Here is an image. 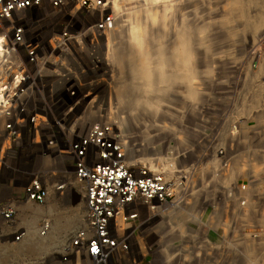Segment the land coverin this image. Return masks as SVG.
Wrapping results in <instances>:
<instances>
[{
	"label": "rangeland",
	"instance_id": "obj_1",
	"mask_svg": "<svg viewBox=\"0 0 264 264\" xmlns=\"http://www.w3.org/2000/svg\"><path fill=\"white\" fill-rule=\"evenodd\" d=\"M109 1L111 120L134 157L184 183L176 200L188 219L176 264H264V166L252 169L264 157V57L255 56L264 0ZM17 206L16 228L27 234L1 248L0 264H60L82 211ZM226 218L232 228L221 243ZM166 261L160 253L152 264Z\"/></svg>",
	"mask_w": 264,
	"mask_h": 264
},
{
	"label": "built area",
	"instance_id": "obj_2",
	"mask_svg": "<svg viewBox=\"0 0 264 264\" xmlns=\"http://www.w3.org/2000/svg\"><path fill=\"white\" fill-rule=\"evenodd\" d=\"M114 20L109 0H0V257L27 234L16 228L17 202L45 204L78 184L83 224L60 264L162 255L164 220L184 183L133 158L111 120ZM50 228L45 220L41 234Z\"/></svg>",
	"mask_w": 264,
	"mask_h": 264
},
{
	"label": "crops",
	"instance_id": "obj_3",
	"mask_svg": "<svg viewBox=\"0 0 264 264\" xmlns=\"http://www.w3.org/2000/svg\"><path fill=\"white\" fill-rule=\"evenodd\" d=\"M112 33L113 32H111V34ZM127 146H128V144H127ZM130 152H131V156L134 158V149L131 148ZM148 153L150 155H157V154H160V151L156 152V151H153V149H149ZM255 163H257L256 159L253 160V162H252V166H253L252 169H254V170L256 168ZM257 164L259 165V168H258V170H259L263 165L260 163H257ZM46 203H47V207L49 208V210L51 212L57 211L59 203H64L65 205L72 204L73 206L78 207L77 210L79 211V213H80V211H82V213H83V214L80 213L79 220H81V218L84 216V213H85V199H84L83 191L81 190L80 187H76V190L73 192L66 191L65 193H59V192L53 190L50 192ZM80 205H81V207H79ZM167 212H168L167 217L169 219L164 221V227H165V229L169 228V230H167L165 232V236H164L165 241L163 242L164 247L161 251H162V256H164L167 260L166 264H176L177 263V260H176L177 256H179L181 254V251H182V253L184 252L183 243L185 241L182 240V237L183 238L185 237V236H183V233L185 231L184 227H185V224L187 223L188 214L183 208H181L180 205H175L174 208L169 209ZM252 218L255 220L257 218V216L256 217L252 216ZM258 220L263 222L264 219H263V217H260V218H258ZM82 221H83V218H82ZM230 224H231L230 220L226 218V224H225L226 227L221 228L222 234H221V236L218 237L222 241L221 243H223L225 241V237L227 234V228L231 227ZM217 229H214L213 231L216 232ZM60 237L61 236L58 237V235L53 236V239L56 240ZM15 244L16 243H5L3 246L6 247L8 245H15ZM3 246L1 248H4ZM181 247H182V249L180 250ZM209 250H210V248H208L206 251L209 253ZM222 257H224V256L221 255L220 258H222ZM0 263H1V261H0ZM221 264H234V263H232V262L230 263L229 261H226L223 259L221 261Z\"/></svg>",
	"mask_w": 264,
	"mask_h": 264
},
{
	"label": "bare ground",
	"instance_id": "obj_4",
	"mask_svg": "<svg viewBox=\"0 0 264 264\" xmlns=\"http://www.w3.org/2000/svg\"><path fill=\"white\" fill-rule=\"evenodd\" d=\"M138 22H139V24H141V26H142V19H141V15L139 14V19H138ZM115 24H116V21L114 20V23H113V26H112V28H111V30H110V32H109V35H108V37H109V40H110V33L115 29ZM230 29H233V27H230ZM264 39V38H263ZM260 45V44H259ZM110 46H111V44H110V41H109V51H108V53H109V55H110ZM257 52H258V47H257ZM259 53H255V56H257ZM187 55H189V54H187ZM259 56H261V58L262 57H264V55H259ZM195 94V93H194ZM128 147V146H127ZM154 151V150H153ZM135 158V157H134ZM264 157H260V158H257V163H260V164H262L263 166H264ZM257 163H255L254 165H255V170L257 171L258 170V168H259V165L257 164ZM167 173V172H166ZM169 177H170V174L168 175ZM179 200H177V201H175V203L172 205V206H170L169 208H174V206L175 205H177V202H178ZM239 207V206H238ZM239 209V211L241 212V208H238ZM178 212V211H177ZM239 212V213H240ZM164 213H166V212H164ZM163 213V214H164ZM242 213V212H241ZM254 217V216H253ZM167 220H168V217H167ZM164 221H166V219L164 220ZM263 222H264V220H263ZM166 232V231H165ZM249 249H253V246H251V248H249Z\"/></svg>",
	"mask_w": 264,
	"mask_h": 264
},
{
	"label": "snow or ice",
	"instance_id": "obj_5",
	"mask_svg": "<svg viewBox=\"0 0 264 264\" xmlns=\"http://www.w3.org/2000/svg\"><path fill=\"white\" fill-rule=\"evenodd\" d=\"M95 251V249H93Z\"/></svg>",
	"mask_w": 264,
	"mask_h": 264
}]
</instances>
